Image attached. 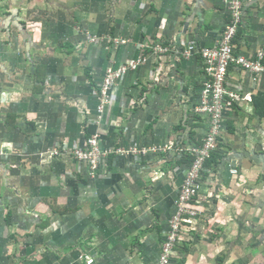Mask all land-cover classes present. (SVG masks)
I'll return each mask as SVG.
<instances>
[{
  "label": "crops",
  "instance_id": "obj_1",
  "mask_svg": "<svg viewBox=\"0 0 264 264\" xmlns=\"http://www.w3.org/2000/svg\"><path fill=\"white\" fill-rule=\"evenodd\" d=\"M228 19L226 0H0V264L156 262L183 157L207 131L195 111L199 48ZM234 43L250 55L264 47V0H245ZM139 56L112 87L100 127L107 148L155 150L110 153L93 177L69 154L52 155L99 127L91 121L106 68ZM225 85L237 98L171 264H264V74L231 64ZM11 112L17 127L6 131Z\"/></svg>",
  "mask_w": 264,
  "mask_h": 264
},
{
  "label": "built area",
  "instance_id": "obj_2",
  "mask_svg": "<svg viewBox=\"0 0 264 264\" xmlns=\"http://www.w3.org/2000/svg\"><path fill=\"white\" fill-rule=\"evenodd\" d=\"M226 5L229 10V19L224 25L220 38L212 46L199 48L205 80L201 88L200 101L195 106V111L208 117L207 131L200 144L188 148V152L193 156V159L182 171V183L178 197L175 200L176 210L168 221L169 227L161 242L158 259L154 264H171L175 248L179 243L183 222L189 221V218L199 213L194 206V200L199 195L203 185L205 164L216 150L219 137L222 134L225 122V107L232 103L231 98L232 100L237 98V95L229 91L225 85L229 66L235 64L249 71L253 74L254 79H258L261 74H264V47L259 48L252 55L235 51L234 39L242 23L245 0H226ZM86 38L93 41L96 39V35L87 34ZM114 41L120 43L125 40L120 37L115 38ZM195 44V41H189L184 53L186 55L192 54L190 47ZM158 48L163 50V47L159 46ZM145 60V57L139 56L106 68L97 88L96 117L91 121V124H96L99 127L87 136L81 146H72V148L55 147L53 153L56 156L69 154L80 163L87 164L89 174L93 177L101 165L105 164L110 153L138 155L155 150L154 146L152 148L149 146L138 148L132 145L107 148L100 127L103 114L107 106L111 104V89L114 84L126 72L137 68ZM87 262H92V259L88 258Z\"/></svg>",
  "mask_w": 264,
  "mask_h": 264
},
{
  "label": "trees",
  "instance_id": "obj_3",
  "mask_svg": "<svg viewBox=\"0 0 264 264\" xmlns=\"http://www.w3.org/2000/svg\"><path fill=\"white\" fill-rule=\"evenodd\" d=\"M44 69H45V67L44 66H37V71H36V74H37V79H38V81L41 83V82H43V79H44ZM41 87H42V84H40V87H39V89L41 90ZM256 99H259V98H257L256 97ZM259 100H263L262 99V94L260 95V99ZM262 103H258V112H259V115L261 116V117H264V107L262 108ZM16 117H17V114L16 113H8L7 114V117H6V119H5V122H4V127H5V130L6 131H11V130H13L14 128H16L17 127V124H16ZM220 138V137H219ZM219 141V140H218ZM214 156V152L212 153V155H211V158ZM210 158V159H211ZM192 159H193V156L191 155V154H186L184 157H183V161L185 162V163H187L186 164V166H188L190 163H191V161H192ZM208 160L209 162H212V160ZM207 161V162H208ZM185 166V167H186Z\"/></svg>",
  "mask_w": 264,
  "mask_h": 264
},
{
  "label": "rangeland",
  "instance_id": "obj_4",
  "mask_svg": "<svg viewBox=\"0 0 264 264\" xmlns=\"http://www.w3.org/2000/svg\"><path fill=\"white\" fill-rule=\"evenodd\" d=\"M63 146H61V148H62ZM55 148V147H54ZM54 148H52L51 150H50V153L52 154V155H55L54 153H53V150H54ZM60 148V147H59ZM91 259H92V262L94 261V259L91 257ZM88 261V258L86 259V262ZM87 263H91V262H87Z\"/></svg>",
  "mask_w": 264,
  "mask_h": 264
}]
</instances>
